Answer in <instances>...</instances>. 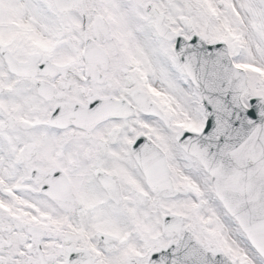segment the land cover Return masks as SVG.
<instances>
[{"label":"snow or ice","instance_id":"obj_1","mask_svg":"<svg viewBox=\"0 0 264 264\" xmlns=\"http://www.w3.org/2000/svg\"><path fill=\"white\" fill-rule=\"evenodd\" d=\"M0 264H264V0H0Z\"/></svg>","mask_w":264,"mask_h":264}]
</instances>
